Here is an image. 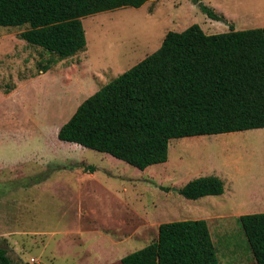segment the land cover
<instances>
[{
	"label": "rangeland",
	"instance_id": "1",
	"mask_svg": "<svg viewBox=\"0 0 264 264\" xmlns=\"http://www.w3.org/2000/svg\"><path fill=\"white\" fill-rule=\"evenodd\" d=\"M200 1L223 20L192 0L85 17V48L63 60L21 39L25 26L0 27V247L11 264H121L156 240L160 224L197 219L219 264H255L238 218L264 213V129L172 140L167 161L144 170L57 139L87 97L156 51L169 31L264 27V0ZM205 176L223 181L222 195L180 194Z\"/></svg>",
	"mask_w": 264,
	"mask_h": 264
},
{
	"label": "trees",
	"instance_id": "2",
	"mask_svg": "<svg viewBox=\"0 0 264 264\" xmlns=\"http://www.w3.org/2000/svg\"><path fill=\"white\" fill-rule=\"evenodd\" d=\"M149 1L0 0V27L25 26L21 39L63 60L86 46L83 18ZM192 1L209 19L223 20L200 0ZM42 67L48 70L49 64ZM254 129H264V27L206 34L194 24L166 33L156 51L87 97L57 139L144 170L165 163L173 141ZM179 191L197 200L222 195L224 184L216 176L198 177ZM238 222L255 264H264V213L241 215ZM120 263L219 259L206 221L197 219L160 224L155 241ZM0 264H11L1 247Z\"/></svg>",
	"mask_w": 264,
	"mask_h": 264
},
{
	"label": "crops",
	"instance_id": "3",
	"mask_svg": "<svg viewBox=\"0 0 264 264\" xmlns=\"http://www.w3.org/2000/svg\"><path fill=\"white\" fill-rule=\"evenodd\" d=\"M211 172H214L215 174H217L213 169H211ZM259 198H262V196L259 197ZM263 198H264V195H263ZM263 200H264V199H263Z\"/></svg>",
	"mask_w": 264,
	"mask_h": 264
},
{
	"label": "bare ground",
	"instance_id": "4",
	"mask_svg": "<svg viewBox=\"0 0 264 264\" xmlns=\"http://www.w3.org/2000/svg\"><path fill=\"white\" fill-rule=\"evenodd\" d=\"M91 31H92V33H94V32H93L94 30H91Z\"/></svg>",
	"mask_w": 264,
	"mask_h": 264
}]
</instances>
